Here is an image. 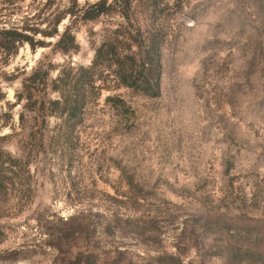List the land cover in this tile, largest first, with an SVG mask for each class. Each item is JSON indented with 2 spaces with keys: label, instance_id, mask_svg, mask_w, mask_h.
Returning a JSON list of instances; mask_svg holds the SVG:
<instances>
[{
  "label": "rangeland",
  "instance_id": "374dc122",
  "mask_svg": "<svg viewBox=\"0 0 264 264\" xmlns=\"http://www.w3.org/2000/svg\"><path fill=\"white\" fill-rule=\"evenodd\" d=\"M128 2L0 0V30L44 46L0 50V152L20 160L0 264H264V0ZM102 45L154 59L156 93L107 69L74 141L50 140L44 75Z\"/></svg>",
  "mask_w": 264,
  "mask_h": 264
},
{
  "label": "trees",
  "instance_id": "16d2710c",
  "mask_svg": "<svg viewBox=\"0 0 264 264\" xmlns=\"http://www.w3.org/2000/svg\"><path fill=\"white\" fill-rule=\"evenodd\" d=\"M122 4H129L128 0H120ZM93 8V9H92ZM106 12L105 6L98 1L91 5V10L86 13L83 20L92 21ZM63 32L59 37L58 43L68 45V38ZM52 36V35H48ZM152 46L154 43L152 41ZM21 44H28L31 49L44 47L42 43L33 44L32 40L25 33L16 30H0V50L7 56L16 53ZM156 47V46H155ZM70 50L62 53H69ZM138 56V55H137ZM145 57V56H144ZM135 54H119L116 51L106 50L104 45L97 48L92 63L87 67H80L75 72L70 70L69 73L59 71L54 79H47L48 73L43 77L44 83L50 92L56 93L57 97L46 102L44 108L48 117H54L58 123L54 129L50 131V140H61L68 145L75 139L76 128L83 122L84 108L87 103L89 92L99 89L96 84L102 80V73L110 69L112 74L117 78L119 86L127 88L133 92L154 95L156 92L151 88L150 80L154 76V59H143L138 62ZM148 65L147 68H144ZM34 76H30L27 80L33 81ZM25 92L30 91L28 85L23 84ZM18 99H22L19 95ZM107 100H112L107 98ZM129 110V109H128ZM20 171V160L16 157L6 155L0 152V191L5 189L9 182H15Z\"/></svg>",
  "mask_w": 264,
  "mask_h": 264
}]
</instances>
